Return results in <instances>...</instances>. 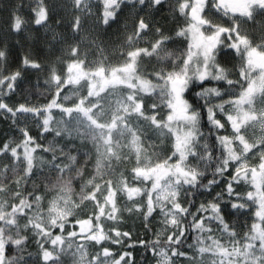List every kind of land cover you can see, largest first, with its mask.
<instances>
[{
    "label": "snow or ice",
    "instance_id": "obj_1",
    "mask_svg": "<svg viewBox=\"0 0 264 264\" xmlns=\"http://www.w3.org/2000/svg\"><path fill=\"white\" fill-rule=\"evenodd\" d=\"M0 118V264H264V0H8Z\"/></svg>",
    "mask_w": 264,
    "mask_h": 264
},
{
    "label": "trees",
    "instance_id": "obj_2",
    "mask_svg": "<svg viewBox=\"0 0 264 264\" xmlns=\"http://www.w3.org/2000/svg\"><path fill=\"white\" fill-rule=\"evenodd\" d=\"M7 2H8V0H0V5H3L4 3H7ZM13 2H19V0H13ZM21 39H22V43L27 44V41L24 40L23 37H21ZM17 51H18V49H17ZM33 79H35V77H33ZM41 91H43V88H41ZM34 99H35V97H34ZM7 131H9L7 123L2 118H0V136H3V134L5 132H7ZM131 223H132V221L129 220L128 221L129 226H131ZM135 231H136L137 234H139L141 236H144L143 227H142V225L139 222L136 223ZM145 238H151V237L148 236V237H145ZM143 255H144L143 248H139L138 252H137V255H136V259L138 261H141ZM147 255L150 256L151 253L149 252ZM142 264H148L147 259H143L142 260Z\"/></svg>",
    "mask_w": 264,
    "mask_h": 264
},
{
    "label": "rangeland",
    "instance_id": "obj_3",
    "mask_svg": "<svg viewBox=\"0 0 264 264\" xmlns=\"http://www.w3.org/2000/svg\"><path fill=\"white\" fill-rule=\"evenodd\" d=\"M153 264H154V262H153Z\"/></svg>",
    "mask_w": 264,
    "mask_h": 264
}]
</instances>
